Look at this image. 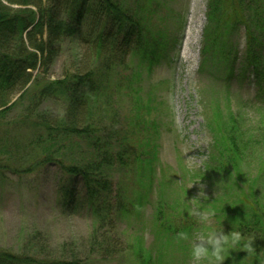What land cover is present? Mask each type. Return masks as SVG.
Listing matches in <instances>:
<instances>
[{"label":"trees","instance_id":"obj_1","mask_svg":"<svg viewBox=\"0 0 264 264\" xmlns=\"http://www.w3.org/2000/svg\"><path fill=\"white\" fill-rule=\"evenodd\" d=\"M154 1L0 0V124L24 99L30 100L19 122L25 133L19 140L0 138V177L9 171L20 177L35 175L54 166L63 177L58 204L72 215L86 211L94 221L90 258L112 261L127 255L130 261L125 264H167L172 246L183 253L186 240L178 234L189 237L199 225L193 211L210 208L213 226L252 241V254L242 243L230 250L225 264H264V116L245 129L249 121L230 107L232 82L248 80L255 107L264 114V0L208 2L201 71L221 73L229 90L227 107L212 104L208 112L205 127L212 135L211 149L204 167L193 175L210 188H221L217 197L200 200L199 207L190 202L186 189H173L165 176L159 177L156 146L150 145L146 153L143 145L147 150L149 145L136 137L138 129L142 132L143 101L134 82L140 71L147 68L151 75L166 61L172 44L167 32L150 26ZM242 29L246 48L240 58L236 37ZM68 40L79 52L64 78L36 79L35 72L48 73L54 66ZM129 98L137 103L131 125L126 118L122 124L118 113ZM50 100L65 103L63 116L43 110ZM145 104L150 110L152 103ZM19 156L25 166L16 171ZM130 176L141 189L133 197L128 193ZM154 194L160 239L148 248L141 238L126 245L118 231L121 216L140 211ZM170 210L177 214L176 221L165 213ZM0 264L85 261L0 248Z\"/></svg>","mask_w":264,"mask_h":264},{"label":"rangeland","instance_id":"obj_2","mask_svg":"<svg viewBox=\"0 0 264 264\" xmlns=\"http://www.w3.org/2000/svg\"><path fill=\"white\" fill-rule=\"evenodd\" d=\"M208 2L209 0L154 1L156 13H149L152 19L150 26L155 32L157 29L167 32L169 43H172L171 51L169 58L156 67L151 75L145 68L140 71V77L134 82L135 89L138 88L143 101L140 104L142 132L138 129L136 137L145 145H149L148 150L143 145V150L147 153L151 151V146H156L159 177L165 176L173 189H186L191 199H194L203 185L208 199L201 198L202 201L217 197L220 187L210 188L203 181L193 177L195 172L204 167L211 149L212 135L205 127L206 117L212 104L227 107L226 94L229 90L222 80L221 73L212 75L210 72L201 71ZM236 41L239 43V56L243 58L246 48L244 29L238 34ZM78 52L77 44L66 41L54 66L48 73H44L42 69L35 72V78L46 77L49 81L63 79ZM40 74L42 75L39 76ZM230 88L232 111L236 115L243 113L246 118L243 117L249 121L244 128L247 129L261 121L264 114H259L258 107H255L250 82H232ZM23 92L20 91L11 97L10 105L18 101ZM24 100L7 119L2 120L0 138L19 140L21 134L25 133L21 130L19 122L30 100ZM124 100L118 113L123 117L122 124H127L129 120L131 125L132 118L137 113V103H132L130 98L129 101ZM146 101L152 103L150 110L143 108L147 105ZM65 108L63 101L50 100L43 105V110L51 112L52 115L63 116ZM23 160L19 158L14 170L19 171V167L25 166ZM62 180L63 177L54 166L46 167L35 175L20 177L15 175L14 171H9L0 177V248L15 254H29L39 258H78L85 261V264L129 262L130 257L127 255L112 261L95 255L90 258L88 242L94 221L86 211L72 215L58 204L59 184ZM180 182L182 184L176 185ZM127 183H130V196L133 197L134 191L141 190L134 183L133 177L130 176ZM191 184H194L192 188ZM137 195L135 193V196ZM156 200L157 196L154 194L140 211L132 210L130 215L121 216L118 231L126 245L135 244L134 240L141 238L143 246L148 248L156 244V239H160L157 236L154 208ZM165 213L176 221L177 214H174V211ZM210 221V227L221 229L215 224L213 226L215 220L212 216ZM203 228L204 225L199 223L189 239L184 241L185 246H181L182 254L175 245L172 246L167 254V264H192L191 245L194 235ZM222 229L226 234L227 230Z\"/></svg>","mask_w":264,"mask_h":264},{"label":"clouds","instance_id":"obj_3","mask_svg":"<svg viewBox=\"0 0 264 264\" xmlns=\"http://www.w3.org/2000/svg\"><path fill=\"white\" fill-rule=\"evenodd\" d=\"M198 184V183H196ZM194 184L190 185V188ZM208 199L205 195L204 186L201 185L198 196L190 202L199 207V201ZM213 214L212 209H205L201 211H193L192 215L199 218V223L204 225V228L194 235V241L191 245V261L192 264H225V261L229 259L230 250L234 247H238L243 243V250L252 254L254 252L252 241L246 240L237 231H231L225 234L223 229H216L210 227V217ZM178 238L182 240L189 239L186 233H179Z\"/></svg>","mask_w":264,"mask_h":264},{"label":"bare ground","instance_id":"obj_4","mask_svg":"<svg viewBox=\"0 0 264 264\" xmlns=\"http://www.w3.org/2000/svg\"><path fill=\"white\" fill-rule=\"evenodd\" d=\"M187 39H188V37H187ZM187 39H186V44H188V43H187ZM186 44H185V47L187 46Z\"/></svg>","mask_w":264,"mask_h":264}]
</instances>
